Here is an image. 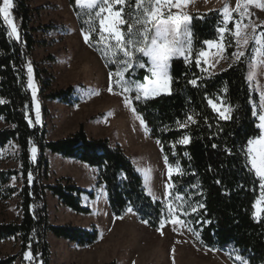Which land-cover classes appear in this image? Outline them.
<instances>
[{
    "label": "trees",
    "instance_id": "16d2710c",
    "mask_svg": "<svg viewBox=\"0 0 264 264\" xmlns=\"http://www.w3.org/2000/svg\"><path fill=\"white\" fill-rule=\"evenodd\" d=\"M68 3L78 26L89 32L87 10L77 7L75 0H68ZM30 12L27 0H13L11 15L18 28V40L10 37L0 14V100L3 101L0 103V149L13 142L18 149L19 162L18 168L0 169V199H9L17 193L21 212L17 220L0 221V242L9 238L19 242L18 251L0 257V264L16 261L49 264L47 231L80 246L92 244L98 237L95 226L83 228L48 222L46 190L63 206L81 214L90 213V208L81 204V194L93 198L95 192L79 187L69 177L44 183L50 173L46 151L96 167V186H104L114 216H122L131 208L141 221L157 228L162 220L170 217L171 207L174 214L194 230L201 245L228 252L237 264H242L237 256L247 264H264V211L259 219L254 217L255 200L264 189L246 157L248 139L260 133L256 116H253L258 95L247 79L249 60L241 57L215 74L202 73L194 63L204 42L219 36L218 30L224 24L220 11L191 14V63L187 64L182 57L173 58L169 67L170 91L134 102L137 111L147 112L146 121L151 132L160 139L167 158L179 168L172 176L166 200L148 195L140 173L123 149L111 145L107 137H89L83 123L75 132L55 140H47L43 129L29 123L28 116L33 108L25 66L26 56L36 43L33 31L37 30L29 26ZM98 23L94 21L97 30L91 32L88 45L100 56L107 71L115 72L116 65L109 63L98 50L104 46L98 43ZM229 27L232 28L231 23ZM147 60L142 57L141 62L147 63ZM145 76H149L147 67H134L125 74L126 79L141 83ZM192 80L196 84L190 83ZM113 89H117L115 84ZM72 91L73 87L68 86L44 97L73 103L70 100ZM220 98L231 109L230 119L219 117L208 103L210 99L215 102ZM189 116L194 122L188 121L186 127L181 128L179 124H184ZM181 136L189 137V142L181 143ZM33 145L38 149L35 162L31 158ZM12 177L21 180L20 187L9 183ZM193 208L196 211H192ZM25 253H30L28 262Z\"/></svg>",
    "mask_w": 264,
    "mask_h": 264
},
{
    "label": "rangeland",
    "instance_id": "374dc122",
    "mask_svg": "<svg viewBox=\"0 0 264 264\" xmlns=\"http://www.w3.org/2000/svg\"><path fill=\"white\" fill-rule=\"evenodd\" d=\"M0 1L2 3V0ZM27 2L31 8L29 26L37 28L33 31L36 43L26 56L25 66L27 85L32 95L33 113L28 116L30 124L43 129L47 140H55L75 132L79 124L83 123L84 130L87 127L91 134L89 136L85 131L89 137H107L111 145H119L123 149L140 173L148 195L153 199L166 200L172 186V176L177 172L178 166L168 158L165 161L167 156L163 152L161 141L151 132L147 124V112H139L136 109L135 112L132 111L135 108L134 102H142L145 99L136 100L134 90L123 93L122 88L118 86L116 90L108 91L109 72L105 65L102 66L95 55L87 49L90 46L85 43L82 30L88 31L78 26L76 15L68 0H27ZM226 4L230 9H235L237 0H222L219 7L214 9L220 11L222 18ZM201 8L200 0H190L183 11L191 17L193 12H201L199 11ZM249 11L253 15L245 17L243 23L257 25L255 32H252L251 27L247 31L250 35L258 36L264 32V9L250 5ZM232 16V20L223 19L222 27L227 25L228 29L235 31V22L240 19V16L235 11ZM10 18L13 20L12 15ZM13 23L16 25L14 20ZM230 23L232 28L229 27ZM6 25L10 33L11 26L7 23ZM43 26L45 29L41 28ZM232 31L223 33L224 51L220 55H217L218 49L215 46L209 47L204 43L194 62L202 73H218L235 61L232 54L238 49ZM17 34L19 37L18 28ZM10 37L18 40L16 35H10ZM211 41L220 43L221 34L219 33L216 40ZM254 46L255 41L250 40L249 44L241 49L249 60L247 76L253 63L252 57L255 55ZM227 48L231 49V52H228ZM201 51L208 52V56L200 57ZM191 53L192 44L191 52L186 53L187 64L191 63ZM180 57L185 60V57ZM217 60L219 63H216ZM29 64L32 67L34 87L29 86ZM256 73L255 79L248 81L251 89L258 95L254 110L259 114L260 93L264 91V73L259 66ZM68 86L73 87L70 95L73 103L44 97L50 92L66 89ZM33 91H35V99ZM125 96L132 98L130 106L124 103ZM215 103L218 106L229 107L221 98ZM37 105L39 106V123H37ZM215 112L220 117L219 113ZM138 116L144 120V125L141 124ZM256 119L258 124L257 116ZM183 137L185 136H181V140ZM33 147L36 149L35 159H33L32 151L31 158L35 162L38 149L35 145L31 146V149ZM17 153V146L13 142L1 148L0 169L18 168ZM50 155L52 157L54 154L50 153ZM50 155L49 151H46V156ZM169 168L172 169L171 174ZM75 175L74 179L79 187L95 192L93 198H89L85 193L81 194V204L89 207L90 213L74 212L63 206L57 197L46 190L44 199L48 222L71 224L83 228L95 226L98 237L92 244L80 246L47 231L45 239L50 248L49 264H237L228 252L201 245L185 223L172 224L170 221L173 216L163 220V228L161 224L157 228L149 227L133 211L129 212V208L124 215L114 216L110 211L104 186H96V172L91 171L90 176L82 180L78 179L77 174ZM57 178L50 172L49 178L44 179L43 182L53 183ZM9 183L16 187L21 186V180L15 177H12ZM261 193L254 205L261 199ZM260 208L264 209V202L261 203ZM20 213L17 193L9 199H0V221L17 220ZM262 213L263 211L254 217L259 219ZM174 216L178 217L176 214ZM18 249L19 242L14 238L1 241L0 257L14 254ZM30 258V256L26 257L27 262ZM14 264H20V262L16 261Z\"/></svg>",
    "mask_w": 264,
    "mask_h": 264
},
{
    "label": "snow or ice",
    "instance_id": "6c2138e0",
    "mask_svg": "<svg viewBox=\"0 0 264 264\" xmlns=\"http://www.w3.org/2000/svg\"><path fill=\"white\" fill-rule=\"evenodd\" d=\"M190 0H75V4L81 10H87L89 20V32H83L85 43H90L91 32H95L96 26L94 21H98L99 27V41L103 43L101 55L107 59L109 63L116 65L115 72H109V87L108 91H113V84L122 88V92L135 91L134 99L140 100L149 99L153 96L159 95L162 91H170V84L172 77L169 74L170 61L173 58L183 56L187 62L186 53L191 52L192 33L189 30V21L191 17L183 11ZM255 5L256 8L264 9V0H237L235 9H230L226 4L223 8V19L229 21L233 19L232 13L235 11L239 14L240 19L235 22V31L225 27H221L218 31L221 34V42L215 43L213 41H205L209 47L215 46L218 49L217 55L224 51L223 33L232 31L233 37L236 39L237 52L233 53L235 61H239L244 57L245 53L242 49L247 46L250 40L255 41L253 52L255 55L252 57L253 63L251 70L247 76L249 81L256 77V69L259 66L264 73V32L258 36L250 35L248 29L251 27L252 32H255L257 25L244 24L245 17H251L252 12L249 11V6ZM13 7V0H2L0 3V14L4 20L11 26L10 35H16L17 28L10 18V9ZM128 9L126 11L125 9ZM176 9V11H172ZM94 12V16H93ZM79 15V13H77ZM126 26V30H125ZM107 34V36L105 35ZM110 41H114V44ZM91 46V45H90ZM139 53L141 56H137ZM200 57L208 56V52L201 51ZM142 57H147V63L141 62ZM221 58H223L221 56ZM199 64V60H197ZM219 63V60L216 61ZM214 66V65H213ZM134 67L148 68L151 76H145L144 82L141 83L136 80L126 79L125 74L132 70ZM29 86L34 87L32 83V67L28 65ZM115 77V79H113ZM196 84L195 80L190 81ZM226 90V89H225ZM260 112L259 114L254 110L253 116H257L259 123L256 127L260 130V134L254 138L248 139L246 145L247 162L250 169L254 171L256 177L261 181L260 187L264 189V91L260 93ZM33 98L35 99V91H33ZM132 98L125 96L124 103L131 105ZM3 101L0 100V103ZM208 103L217 111L222 119H230L231 109L218 106L213 100ZM135 112V108L132 109ZM140 119L142 125L144 120ZM2 119V117H0ZM188 121H193L192 116L187 117L184 124H179L181 128L186 127ZM31 123V121H29ZM37 123H39V106L37 105ZM146 127V125H145ZM189 137L185 136L180 141L181 143H188ZM159 143V141H157ZM33 159H35L36 149H31ZM167 161V157H165ZM179 171V168L176 169ZM172 169L169 168L171 174ZM32 177L29 174V180ZM180 199L179 196L176 197ZM264 202V191L261 193V199L256 201L254 208V216L259 214L264 209L260 208L261 203ZM203 207V205H200ZM132 211L131 208L128 209ZM192 211H196L193 208ZM169 215L173 216L171 219L172 224H183L184 221L179 217L174 216V209L169 207ZM146 223V222H145ZM164 226V221H161V228ZM160 230V229H158ZM190 231H194L189 229ZM198 236L199 234L196 233ZM26 257L30 253H25ZM237 260H241L242 264H247V261L242 257L237 256Z\"/></svg>",
    "mask_w": 264,
    "mask_h": 264
},
{
    "label": "crops",
    "instance_id": "0c3cea01",
    "mask_svg": "<svg viewBox=\"0 0 264 264\" xmlns=\"http://www.w3.org/2000/svg\"><path fill=\"white\" fill-rule=\"evenodd\" d=\"M200 1H201L202 8L199 11L206 12L209 10H214L215 8L219 7L220 2L222 0H200ZM85 47L87 48L88 46H85ZM87 49L95 55L97 61L100 64L102 63L101 65L103 66L104 63L101 60L100 56L95 51H93L91 48H87ZM85 131L87 132L89 136H91L90 132L87 130V127H85ZM50 153L52 152L49 151V155ZM53 154L54 155L52 157L51 155L47 156V159L49 161L50 172L57 177H69L73 180L75 184H77L74 179V176H76L75 174L78 175V179L80 180L86 178V176H90L91 171L92 173L96 172L97 174L96 167L89 166L88 164L81 162L79 160H76L74 158L63 157L62 155L58 153H53Z\"/></svg>",
    "mask_w": 264,
    "mask_h": 264
}]
</instances>
